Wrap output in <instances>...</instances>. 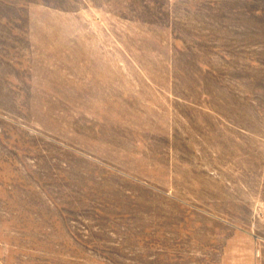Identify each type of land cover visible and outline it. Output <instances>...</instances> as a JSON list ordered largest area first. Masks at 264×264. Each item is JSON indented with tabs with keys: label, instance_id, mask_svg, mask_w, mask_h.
Returning a JSON list of instances; mask_svg holds the SVG:
<instances>
[{
	"label": "rangeland",
	"instance_id": "1",
	"mask_svg": "<svg viewBox=\"0 0 264 264\" xmlns=\"http://www.w3.org/2000/svg\"><path fill=\"white\" fill-rule=\"evenodd\" d=\"M0 264H264V0H0Z\"/></svg>",
	"mask_w": 264,
	"mask_h": 264
}]
</instances>
